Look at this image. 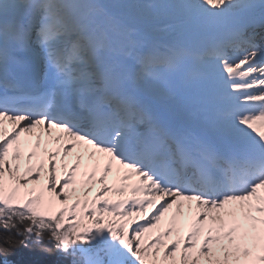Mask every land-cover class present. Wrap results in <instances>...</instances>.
<instances>
[{
	"label": "snow or ice",
	"instance_id": "obj_1",
	"mask_svg": "<svg viewBox=\"0 0 264 264\" xmlns=\"http://www.w3.org/2000/svg\"><path fill=\"white\" fill-rule=\"evenodd\" d=\"M22 248L264 264V0H0V258L45 264Z\"/></svg>",
	"mask_w": 264,
	"mask_h": 264
},
{
	"label": "trees",
	"instance_id": "obj_2",
	"mask_svg": "<svg viewBox=\"0 0 264 264\" xmlns=\"http://www.w3.org/2000/svg\"><path fill=\"white\" fill-rule=\"evenodd\" d=\"M37 258L42 259L45 264H57L58 254L53 256H39V253L35 252L34 250L30 252L28 249L22 248L18 250L14 255L8 257L9 260L17 262L21 260L27 261ZM0 264H2V258H0ZM63 264H67V261H64Z\"/></svg>",
	"mask_w": 264,
	"mask_h": 264
},
{
	"label": "bare ground",
	"instance_id": "obj_3",
	"mask_svg": "<svg viewBox=\"0 0 264 264\" xmlns=\"http://www.w3.org/2000/svg\"><path fill=\"white\" fill-rule=\"evenodd\" d=\"M111 178V176L109 177V179ZM109 182H110V180H109Z\"/></svg>",
	"mask_w": 264,
	"mask_h": 264
},
{
	"label": "rangeland",
	"instance_id": "obj_4",
	"mask_svg": "<svg viewBox=\"0 0 264 264\" xmlns=\"http://www.w3.org/2000/svg\"><path fill=\"white\" fill-rule=\"evenodd\" d=\"M111 182V181H110Z\"/></svg>",
	"mask_w": 264,
	"mask_h": 264
}]
</instances>
